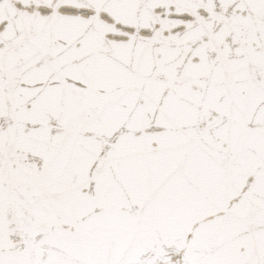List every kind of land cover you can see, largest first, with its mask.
Instances as JSON below:
<instances>
[{
	"label": "snow or ice",
	"instance_id": "obj_1",
	"mask_svg": "<svg viewBox=\"0 0 264 264\" xmlns=\"http://www.w3.org/2000/svg\"><path fill=\"white\" fill-rule=\"evenodd\" d=\"M0 264H264V0H0Z\"/></svg>",
	"mask_w": 264,
	"mask_h": 264
}]
</instances>
